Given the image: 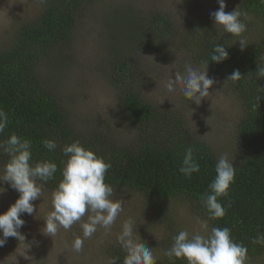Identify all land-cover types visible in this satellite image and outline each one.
I'll use <instances>...</instances> for the list:
<instances>
[{"label": "trees", "instance_id": "obj_1", "mask_svg": "<svg viewBox=\"0 0 264 264\" xmlns=\"http://www.w3.org/2000/svg\"><path fill=\"white\" fill-rule=\"evenodd\" d=\"M39 1L38 17L19 25L0 47V163L18 178L11 188L19 190L31 179L51 191L85 189L95 195L122 186L160 214L166 201L182 196L207 221L209 234L198 249L184 241L182 251L172 237L174 243L163 245L160 264H254L264 257V35L237 38L247 23L264 31V0H240L227 17V31L201 26L190 35L191 59L223 77L242 107L235 156L227 165L191 135L181 116L167 117L122 83L130 73L121 60L111 61L110 81L122 119L136 128L138 138L117 146L98 132L86 137L73 131L57 102L53 77L40 72V62L51 67L86 0ZM159 23L158 30L151 29ZM169 23L151 13L143 31L165 38ZM109 254L115 261L131 256L121 248Z\"/></svg>", "mask_w": 264, "mask_h": 264}, {"label": "rangeland", "instance_id": "obj_2", "mask_svg": "<svg viewBox=\"0 0 264 264\" xmlns=\"http://www.w3.org/2000/svg\"><path fill=\"white\" fill-rule=\"evenodd\" d=\"M239 1L86 0L66 45L59 47L51 67L40 62V72L53 77L57 102L73 131L86 137L98 132L121 146L138 138L136 128L122 119L110 81L111 61H124L130 76L122 83L134 86L167 117L173 112L181 116L191 135L227 165L235 156L234 132L242 107L225 79L195 64L188 48L190 35L201 26L227 31V17ZM41 9L39 0H0V47ZM147 13L170 21L165 38L143 31L138 20ZM252 24L238 32L239 41L264 35ZM153 28L158 30L160 23ZM14 179L0 163V264H160L163 245L174 243L173 238L182 251L184 241L198 249L209 234L207 221L182 196L166 201L160 214L141 194L122 186L95 195L85 189L51 191L31 179L13 190ZM119 248L131 254L126 261L111 258L109 251ZM254 264H264V257Z\"/></svg>", "mask_w": 264, "mask_h": 264}, {"label": "clouds", "instance_id": "obj_3", "mask_svg": "<svg viewBox=\"0 0 264 264\" xmlns=\"http://www.w3.org/2000/svg\"><path fill=\"white\" fill-rule=\"evenodd\" d=\"M149 16L148 13L145 15V19H141L142 21L138 20L139 23H145L146 22V17ZM77 16L75 17V21H76Z\"/></svg>", "mask_w": 264, "mask_h": 264}]
</instances>
